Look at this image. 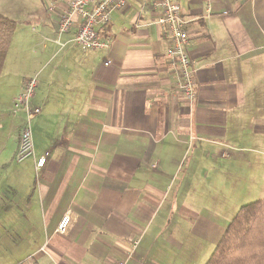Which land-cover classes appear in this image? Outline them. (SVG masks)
<instances>
[{"label": "crops", "instance_id": "1", "mask_svg": "<svg viewBox=\"0 0 264 264\" xmlns=\"http://www.w3.org/2000/svg\"><path fill=\"white\" fill-rule=\"evenodd\" d=\"M41 1L53 33L66 3ZM152 1L126 0L98 25L101 49H78L72 28L63 45L48 41L56 46L50 58L44 43L23 65L32 68L3 63L0 130L25 80L37 76L31 158L48 234L36 264H176L184 256L199 264L190 241L218 242L234 217L197 205L203 179L216 172L220 181L221 158L237 165L245 149L264 154V0H178L191 101L178 88ZM18 135L8 134L14 156Z\"/></svg>", "mask_w": 264, "mask_h": 264}, {"label": "rangeland", "instance_id": "2", "mask_svg": "<svg viewBox=\"0 0 264 264\" xmlns=\"http://www.w3.org/2000/svg\"><path fill=\"white\" fill-rule=\"evenodd\" d=\"M0 14L15 21L5 64L15 68L20 65L24 70L32 68L23 65L35 57L37 51H43L44 43L49 52L46 58L51 57V50L56 46L48 42L51 29L42 24V19L46 20L48 15L42 9L41 0H0ZM31 77L37 79L36 74ZM8 114L10 116L0 130V264H36V254L40 246L46 244L48 227L42 224L38 213L37 176L32 158L17 162L13 153L14 143L8 138L10 130L14 134L19 131L22 114L11 109ZM241 153L247 160L242 158L237 165L221 158L220 181H216V172L215 177H206L199 187L200 192L192 197L197 205H215L214 210L220 211L227 220L240 206L264 196V177H261L264 173L255 175L254 172L264 171V154L253 149H245ZM227 220L223 219L221 226L216 228L223 230ZM216 240L207 238L201 247H198L200 243L190 241L199 264L208 258ZM188 260V256H184L178 258L176 264H187Z\"/></svg>", "mask_w": 264, "mask_h": 264}, {"label": "built area", "instance_id": "3", "mask_svg": "<svg viewBox=\"0 0 264 264\" xmlns=\"http://www.w3.org/2000/svg\"><path fill=\"white\" fill-rule=\"evenodd\" d=\"M66 10L57 22V27L48 40L61 46V37L70 29L74 28L73 42L80 50L101 49L106 46V42L101 39L96 27L103 25L110 20L111 13L123 9L126 0H64ZM151 6L159 9V16L156 24L163 29L169 39L167 56L175 66L177 85L183 97L191 101L195 96L193 69L190 58L186 52L188 43V33L184 27V21L180 15V4L178 0H154ZM108 65V62L104 63ZM37 87L36 77H29L25 80L22 90L11 102L13 112L24 114L23 123L20 126L18 135V145L15 153V160L21 162L34 154L30 120L39 112L38 107H32L31 99ZM46 155L42 154L35 159V169L41 168ZM68 217L64 216L57 230L62 233ZM137 242H134L135 247ZM118 264H123L122 262Z\"/></svg>", "mask_w": 264, "mask_h": 264}, {"label": "trees", "instance_id": "4", "mask_svg": "<svg viewBox=\"0 0 264 264\" xmlns=\"http://www.w3.org/2000/svg\"><path fill=\"white\" fill-rule=\"evenodd\" d=\"M14 27L0 14V73ZM205 264H264V197L239 207Z\"/></svg>", "mask_w": 264, "mask_h": 264}]
</instances>
